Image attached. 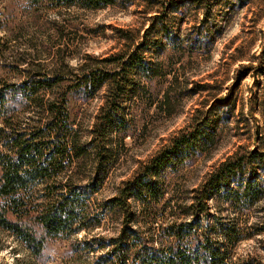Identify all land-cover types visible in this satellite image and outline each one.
I'll use <instances>...</instances> for the list:
<instances>
[{"label":"trees","instance_id":"16d2710c","mask_svg":"<svg viewBox=\"0 0 264 264\" xmlns=\"http://www.w3.org/2000/svg\"><path fill=\"white\" fill-rule=\"evenodd\" d=\"M22 1L26 5L21 3V7H29L30 0ZM31 1L48 6L99 8L134 0ZM160 1L163 15L166 1L173 8L184 4V0ZM194 1L203 4L208 14L210 0ZM150 20L142 39L133 47L127 43L108 56H88L90 65L86 63L75 74L71 71L69 77L60 71L34 69L27 62L26 79L11 84V89L26 98L37 96L39 91L42 95L50 93L46 100H35L40 107L36 119L22 120L7 104L10 83L0 88V230L24 244L33 256L29 263L251 264L235 253L238 243L251 235L237 213H244L264 197V150H236L191 190L179 186L171 190L166 184L167 166L177 170L191 150L203 148L212 139L204 130L208 123H200L197 116L195 124L182 128L169 144L124 180L115 194L99 202L93 200L116 160V152L111 150L112 134H117L120 141L126 135L130 118L123 104L127 96L134 100L136 95L144 96L145 85L138 75L152 79L158 68L164 67L161 62L153 65L147 51L161 44L162 39L174 49L187 41L169 30L167 23ZM202 23L196 27L198 33ZM120 30L124 37L135 40L127 30ZM258 58L259 64L244 66L247 72L254 69L256 78L264 72V44ZM169 70L165 69L163 75ZM66 78L68 83H63ZM176 80L163 88L159 99L158 106L168 113L172 112V92L180 86ZM105 85V100L95 117L91 137L81 141L73 129L70 94L76 91L91 96ZM88 160L92 168L83 172ZM74 166L78 170L72 172ZM131 199L138 202L136 208ZM213 201L220 213L225 206L231 209L233 218L212 212ZM115 213L120 214L116 234L88 238L103 218ZM81 232L85 233L83 238H74ZM92 253L95 256L89 261Z\"/></svg>","mask_w":264,"mask_h":264},{"label":"rangeland","instance_id":"374dc122","mask_svg":"<svg viewBox=\"0 0 264 264\" xmlns=\"http://www.w3.org/2000/svg\"><path fill=\"white\" fill-rule=\"evenodd\" d=\"M21 3L26 5L22 0H0V88L26 79L27 62L34 69L46 73L60 71L67 77L80 72L81 67L92 62L88 56H108L127 43L129 48L133 47L142 39L151 18L167 23L169 30L187 40L174 49L162 39L161 44L147 51L153 65L161 62L164 67L156 69L157 75L152 79L138 75L145 85L144 96L136 95L135 100L127 96L123 104V111L130 118L124 130L126 135L120 141L117 134H112L111 150L116 152V160L101 190L92 196L94 202L115 194L124 180L131 178L189 123L207 122L204 130L212 139L203 148L191 150L177 170L166 167V184L171 190L177 186L190 190L199 186L211 170L238 149L264 150V72L256 78L254 69L247 72L244 68L260 61L264 0H210L208 14L205 6L194 0H184L181 8H173L166 1L164 15L159 11L160 0H151L150 4L134 0L99 8L48 6L31 0L29 7H21ZM201 22L202 31L198 33L196 27ZM120 29L127 30L135 40L124 37ZM165 69L171 72L164 76ZM174 78L180 86L172 92V112L168 113L158 106L159 99L163 88ZM63 83H68V78ZM11 88L6 95L7 104L22 120L36 119L40 107L35 100H46L50 93L42 95L39 91L37 96L26 98L20 91L14 94ZM106 91L107 85L91 96L71 92L73 129L81 141L90 139ZM91 168L92 162L88 160L82 169L87 172ZM71 170L78 169L74 166ZM130 202L135 208L138 205L134 199ZM210 206L212 212L227 219L234 216L226 206L221 213L214 201ZM239 213L237 216L251 235L238 243L235 253L251 264H264V197ZM119 215L103 218L88 238L116 234ZM84 234L74 238H83ZM89 256L92 261L95 254ZM32 258L21 241L0 230V264H34L29 263Z\"/></svg>","mask_w":264,"mask_h":264}]
</instances>
